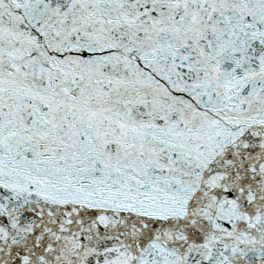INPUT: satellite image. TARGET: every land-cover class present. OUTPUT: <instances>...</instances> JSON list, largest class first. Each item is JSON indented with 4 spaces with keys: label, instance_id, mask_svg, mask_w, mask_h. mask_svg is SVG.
<instances>
[{
    "label": "snow or ice",
    "instance_id": "6c2138e0",
    "mask_svg": "<svg viewBox=\"0 0 264 264\" xmlns=\"http://www.w3.org/2000/svg\"><path fill=\"white\" fill-rule=\"evenodd\" d=\"M0 264H264V0H0Z\"/></svg>",
    "mask_w": 264,
    "mask_h": 264
}]
</instances>
